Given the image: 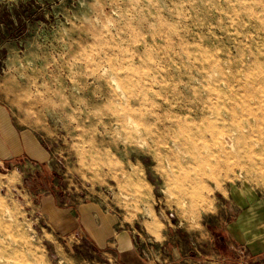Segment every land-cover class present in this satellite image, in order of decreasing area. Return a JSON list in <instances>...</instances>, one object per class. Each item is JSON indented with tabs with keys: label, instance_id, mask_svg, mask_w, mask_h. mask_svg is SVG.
I'll return each instance as SVG.
<instances>
[{
	"label": "rangeland",
	"instance_id": "374dc122",
	"mask_svg": "<svg viewBox=\"0 0 264 264\" xmlns=\"http://www.w3.org/2000/svg\"><path fill=\"white\" fill-rule=\"evenodd\" d=\"M87 204L148 264H264V0H0V264H120Z\"/></svg>",
	"mask_w": 264,
	"mask_h": 264
},
{
	"label": "crops",
	"instance_id": "0c3cea01",
	"mask_svg": "<svg viewBox=\"0 0 264 264\" xmlns=\"http://www.w3.org/2000/svg\"><path fill=\"white\" fill-rule=\"evenodd\" d=\"M57 214L56 220L72 223L73 231L89 236L100 251L115 254L120 264H148L135 244L131 230L122 229L119 222L97 204L71 207L66 212Z\"/></svg>",
	"mask_w": 264,
	"mask_h": 264
},
{
	"label": "bare ground",
	"instance_id": "6f19581e",
	"mask_svg": "<svg viewBox=\"0 0 264 264\" xmlns=\"http://www.w3.org/2000/svg\"><path fill=\"white\" fill-rule=\"evenodd\" d=\"M247 130V127H241L238 131V133H240V135L242 136H245V132ZM216 137V136H214ZM234 137L233 135H229V134H221L220 136L216 137V141L219 142V147L222 149V150H226V145L227 144H230L233 146L234 142Z\"/></svg>",
	"mask_w": 264,
	"mask_h": 264
}]
</instances>
